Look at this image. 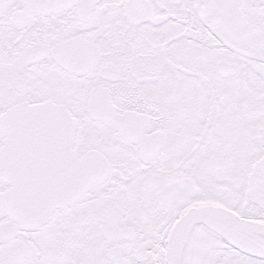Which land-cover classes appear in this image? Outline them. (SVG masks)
<instances>
[{
	"label": "snow or ice",
	"instance_id": "6c2138e0",
	"mask_svg": "<svg viewBox=\"0 0 264 264\" xmlns=\"http://www.w3.org/2000/svg\"><path fill=\"white\" fill-rule=\"evenodd\" d=\"M0 264H264V0H0Z\"/></svg>",
	"mask_w": 264,
	"mask_h": 264
}]
</instances>
